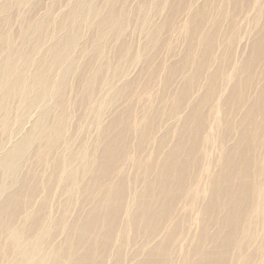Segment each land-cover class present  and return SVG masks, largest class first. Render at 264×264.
<instances>
[{
    "label": "rangeland",
    "instance_id": "374dc122",
    "mask_svg": "<svg viewBox=\"0 0 264 264\" xmlns=\"http://www.w3.org/2000/svg\"><path fill=\"white\" fill-rule=\"evenodd\" d=\"M7 1L9 0H0V34H4L8 29L13 39V45L1 50L0 60L8 54L27 51L30 46L36 44L33 60L23 68L26 76L30 77L41 60L47 58L52 46L68 32L59 28L58 25L63 17L74 9L76 0H28L22 4L23 6L15 5L7 12H10L12 17L8 27L3 19L6 13L3 7ZM90 1L94 7L103 11L110 8L107 0ZM112 3L123 19L121 32L117 34L108 31L103 39L104 50L99 54L93 43L94 40L99 39L94 28V23L99 18L89 15L87 21L78 25L76 48L69 53L66 62L61 65L62 67H57L53 73V77L57 80L63 75L68 65L75 61L77 72L68 77L69 85L62 95L42 101L20 116L18 114L25 107V102L17 96L12 100L8 112L0 114L1 118H6V124L0 125V158L8 154L19 141L28 137L31 138L30 134L39 124L45 112H48L46 115L48 124L53 123L58 111L57 104L62 101L66 103L68 114L65 123L66 133L63 142L54 153L58 157H68L65 170L73 171L80 166L81 159L79 156L84 151L100 153L101 150L96 146V142L102 128L115 116L119 114L126 116L132 112L133 116L127 121L128 126H130V135L127 141L130 161L119 166L113 176L115 181L122 178L127 180L126 209L121 213L122 219L119 221L118 229H116L113 238L114 243L109 254H107L105 264H115L117 260L121 261V258L122 264H135L144 256L148 247L164 241L173 227L164 223L154 238L146 242H139L138 245L132 243V240L123 241L124 222L128 218V211L134 204H137V195L144 187V183L133 184L132 180L140 175V171L136 169L133 161L138 157L154 154L161 140L166 138L165 144L160 147L161 151L157 155L159 160H163L169 148L177 140V131L184 117L190 113L195 105L200 103L199 109H197L198 116L203 117V119L207 118L201 136L205 142L195 154L190 156L189 200L186 197L182 198L173 214V221L170 223L174 224L178 221V229L173 233L169 263L190 264L206 219L203 208L211 195V181L219 171V156L239 138L238 123L242 120L246 110L245 103L255 101L259 95L264 93V59H258L253 65L254 79L243 89L244 94H246L245 100L242 105L235 108L233 120H231L230 110H228L231 106H226V103L229 102L234 89H239L246 79L245 72H237L235 68L240 65L243 66L250 60H252V64L254 62L255 50L253 45L264 33V0H112ZM198 10L203 11L200 18L204 21L197 18L193 20L195 26H202L195 55L189 57L192 58L189 64L175 74L172 70L179 64L180 66L184 64L190 37L196 35L195 30L190 34V30L185 29V24L192 22L193 14ZM30 15L34 20H44L48 23L44 33L45 39L40 43L35 37L29 41H24L21 38L22 26ZM157 30L159 32L158 40L151 43V34ZM210 43L213 44V47L210 48L209 46L208 48L207 45ZM122 47H126V54L121 51ZM262 55L263 52L260 57ZM90 62L91 69L89 67ZM107 63L112 64L113 69L108 74L113 79L109 80L110 82L95 84L92 105L81 106L79 101L87 86L82 81L83 77L86 76L87 78L96 68ZM201 63H204L205 66L201 69L202 75L191 77L196 66ZM171 68L173 69L170 70ZM182 73L189 74V78L191 77L188 81L190 82L191 93L190 96L187 95L189 97L182 104L184 107L179 114L180 116L173 117L170 114L173 110L171 108L173 103L170 102V99L176 94L177 98L179 97L182 90L181 86L185 80ZM213 80L216 86L214 87V94L209 96L207 93L211 90L209 88ZM130 83L132 86L129 89L126 88L131 85ZM121 86L126 90L122 89ZM29 91V87L24 86L22 88L23 94ZM51 92L54 94L53 91ZM121 92L122 94H119ZM166 93L169 100L168 104L165 105L167 108L161 116L163 119L159 122L160 128L155 130L153 138H151L152 141L144 150L136 149L138 143L136 137L142 127L141 120L149 117L157 118L163 107L161 103ZM205 99H208L207 102ZM259 102L264 104V95L260 97ZM169 107L170 109H168ZM230 120L234 121L233 129L229 127ZM206 137L210 141H206ZM31 143V152L26 159L27 161L25 160L20 176H24L28 168L35 166V170H39L38 177H40L39 179L37 177L36 182H43L44 185L39 186V191L28 202V205H25L26 209L19 214L14 224H22L26 216L32 213L49 217L54 236L52 243H49L50 238L45 240L43 248L40 249V255H43L48 251L51 252L54 247L66 240V231L58 224L62 215L65 214V208L68 206V213L64 215L67 221L65 223L70 225L79 216L87 213L89 207L82 206L80 195L72 196L70 194L69 181L66 179L59 180L58 176V178L54 176V168L51 165L54 155L48 156V161L43 167L37 165L39 155L44 152L45 148L40 139H34ZM260 151V158H264V148ZM92 175L90 171L87 177L90 178ZM51 177L56 178V181L49 188L50 181L48 182V180ZM53 188L56 190L54 191ZM195 188L198 191L196 201L192 203L190 196ZM5 195L0 197V202L3 201ZM98 196L99 193L96 198ZM209 230L214 233L213 228ZM126 236L128 238L135 237L134 231L128 232ZM263 238L264 231H260L258 242L260 241L261 244L257 242L251 246L252 248H249V252L258 249L251 264H264ZM121 242L123 248L121 252H118ZM11 259V255L6 257L7 262H12Z\"/></svg>",
    "mask_w": 264,
    "mask_h": 264
},
{
    "label": "bare ground",
    "instance_id": "6f19581e",
    "mask_svg": "<svg viewBox=\"0 0 264 264\" xmlns=\"http://www.w3.org/2000/svg\"><path fill=\"white\" fill-rule=\"evenodd\" d=\"M107 1L110 8L103 11L94 7L90 0H76L74 9L67 13L58 25L59 28L68 32L52 46L47 58L41 60L30 77L26 76L23 68L33 60L36 44L30 46L27 51L8 54L0 60V114L8 112L12 100L17 96L25 102V107L18 114L20 116L24 115L32 106L63 94L69 85L68 77L77 72L75 61L68 65L63 75L57 80L53 77V73L57 67L59 68L66 62L69 53L76 48L77 27L81 22L87 21L89 15L99 18L94 23L99 39L94 40L93 43L97 47V53L103 52L105 47L103 39L106 33L109 31L118 34L123 28L120 12L113 7L112 0ZM26 2L28 0H9L5 3L3 10L6 13L3 19L7 27L12 20L10 12L7 13L8 10ZM202 12L199 10L195 12L192 22L185 24V29L190 30V34L195 30L196 35L190 37L184 64L170 69H173L175 74L189 64L192 59L189 57L195 55L202 26H195L193 20L197 18L204 21L200 18ZM47 26L48 23L44 20H34L30 15L22 26V40L29 41L35 37L38 43L42 42L45 39L44 33ZM158 35V30L151 34V43L158 40ZM11 45H13V39L7 29V32L0 34V52L2 49L5 50V47H12ZM207 46L211 48L213 44L210 43ZM253 48L255 50L253 64L250 60L243 66L235 68L237 72L244 71L246 79L239 89H234L233 96L231 95L232 99L230 98L226 103V106H231L228 109L231 120H233L235 108L242 105L245 100L246 94L243 89L254 79L253 65L255 61L264 59V33L255 41ZM121 51L126 54V47H122ZM262 52L263 55L260 57ZM89 67L91 69V62ZM203 67H205L204 63L198 64L191 77L199 76ZM112 69V64L107 63L96 68L87 78L83 77L82 81L87 86L79 101L81 106L92 105L95 84L113 79L108 74ZM182 75L185 80L181 86L179 97L177 98L176 94L170 99V102L173 103L171 106L173 110L170 114L173 117L180 116L184 107L182 104L191 93L190 82H188L191 77L189 78V74L186 73H182ZM24 86L30 88L26 94L22 93ZM131 86L132 84L126 88L129 89ZM215 86L216 83L213 80L209 88L211 90L207 93L209 96L214 94ZM126 88L124 89L126 90ZM121 91L123 92V90ZM259 96L255 101L245 103L246 110L242 120L238 123L239 138L219 156V171L211 181V195L203 208L206 219L190 264H251L257 254L258 249L249 252V248L257 244L260 231H264V158H260V150L264 148V104L259 102L261 97ZM168 100L166 93L161 103L164 108H161L156 119L149 117L141 120L142 127L136 137L138 141L136 149L142 151L152 141L151 138L159 127L160 120L163 119L161 116L167 108L165 105L168 104ZM207 100L205 99L206 102ZM199 104L195 105L184 117L177 131V140L169 148L163 160H159L157 155L161 151L160 147L165 144L166 138H161L159 147L155 149L154 154L138 157L133 161L136 169L140 171V175L132 180L133 184L144 183V187L137 195V204H134L128 211V218L124 222L123 241L132 240V243L138 245L139 242H146L154 238L164 223L173 227L164 241L148 247L144 256L135 264H170V247L173 233L178 229V221L174 224L170 223L173 221V214L182 198L186 197L189 200L190 156L195 154L205 142L201 136L207 118L203 119L198 116ZM57 109L53 123L48 124L46 121L48 112H45L39 124L30 134L31 138L19 141L8 154L0 158V197L6 194L3 201L0 202V264H105L107 254L114 243L113 238L119 221L122 219L121 213L126 209L128 183L125 178L115 181L113 176L119 166L130 161L127 143L130 126L127 121L133 116L132 112L126 116L119 114L105 125L96 142V146L101 150L100 153L84 151L79 156L81 164L78 169L68 172L65 170V166L69 158L58 157L54 153L63 142L66 133L65 123L68 119L66 103L60 101L57 104ZM231 120L228 121L229 127L233 129L234 121ZM5 124L6 118L0 117V125ZM34 139H40L45 148L44 152L39 155L37 165L43 167L48 161V156L54 155L51 162L55 172L54 176H58L59 180L69 181L70 194L72 196L80 195L82 206L89 207L87 213L79 216L70 225L65 223L67 221L64 215L68 213V206L65 208V214L62 215L58 224L66 231V240L62 244L59 243L60 245L54 247L51 252L48 251L43 255H40V249L43 248L45 240L50 238L49 243H52L54 236L49 217L32 213L26 216L22 224H14L19 214L26 209L28 202L39 191V186L44 185L43 182H36L39 170H35V166L28 168L25 175L20 176L21 170L24 168L23 165L31 152V141ZM206 141H210V139L206 137ZM90 171L93 175L89 178L87 174ZM55 181L54 177L48 180L49 188ZM197 191L195 188L190 196L192 203L196 201ZM98 193L99 196L96 198ZM210 228L214 229V233H211ZM130 231H134V240L126 236ZM85 246L87 247L84 248ZM122 248L123 243L121 242L118 252H121ZM8 255L12 256V262H7ZM121 261L117 260L115 264H122Z\"/></svg>",
    "mask_w": 264,
    "mask_h": 264
}]
</instances>
